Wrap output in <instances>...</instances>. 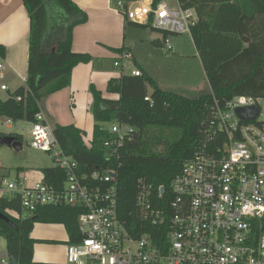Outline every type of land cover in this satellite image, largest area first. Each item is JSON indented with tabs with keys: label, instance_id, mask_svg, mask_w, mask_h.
<instances>
[{
	"label": "trees",
	"instance_id": "trees-1",
	"mask_svg": "<svg viewBox=\"0 0 264 264\" xmlns=\"http://www.w3.org/2000/svg\"><path fill=\"white\" fill-rule=\"evenodd\" d=\"M22 1L29 19L26 84L5 100L0 99V119L32 123L41 111L40 102L69 87L73 69L91 60L87 54L72 51L73 30L85 24L88 18L71 0ZM161 1L152 0V5ZM176 2L182 9H191L196 14L191 39L195 50L201 54L210 93L188 98L161 90L147 75H121L109 80L106 86V93L116 96V100H105L100 92L90 89L89 111L94 127L89 144L83 140L84 132L72 125L53 127L61 148L82 171L115 169L118 214L125 226L135 233L142 232V223L135 215L140 186L151 189L153 206L168 208L170 184L181 163L198 148L200 130L216 124L215 104L224 108L237 98L264 99V0ZM163 34L164 41L170 34ZM50 37L55 41L54 49H44ZM205 37L212 44L210 51L208 46H203ZM163 41L153 43L161 47ZM0 55H5L2 47ZM147 85L152 88L150 94ZM113 123L126 124L132 129L116 153L103 145L113 140L107 130ZM15 137L21 141V137ZM208 144L212 146L213 141ZM40 172L43 181L54 187L65 178L54 166ZM160 188L164 189L162 198L158 193ZM80 213L79 207L63 205L43 206L26 214L18 198L1 197L0 215L8 221L0 220V236L5 238L8 254L17 259V264H50L34 261V245L39 242L30 238L33 226L37 223L62 225L68 241L77 242L76 221ZM146 231L154 234L156 240L155 234H166L167 225Z\"/></svg>",
	"mask_w": 264,
	"mask_h": 264
},
{
	"label": "built area",
	"instance_id": "built-area-1",
	"mask_svg": "<svg viewBox=\"0 0 264 264\" xmlns=\"http://www.w3.org/2000/svg\"><path fill=\"white\" fill-rule=\"evenodd\" d=\"M131 1H116L115 12L127 21L191 38L193 10L163 2L131 9ZM163 45L173 50L167 38ZM4 70L0 57V82ZM0 91L7 92V86L0 83ZM257 101L242 97L224 108L215 104L216 124L200 130L198 148L181 163L170 184L167 209L153 206L151 189L140 186L135 201L140 233L119 217L115 169L82 171L61 148L42 110L30 123L29 147L48 153L65 178L58 187L46 184L42 175L31 186L25 185L26 178H0V198H18L26 214L43 206L82 209L76 221L79 240L68 243L65 264H264V122L257 120ZM249 107L258 109L256 119L241 121L235 110ZM107 130L113 140L103 145L113 153L132 131L118 123ZM164 225L166 234H155L156 240L146 231ZM0 264H12L6 246L0 248Z\"/></svg>",
	"mask_w": 264,
	"mask_h": 264
},
{
	"label": "crops",
	"instance_id": "crops-1",
	"mask_svg": "<svg viewBox=\"0 0 264 264\" xmlns=\"http://www.w3.org/2000/svg\"><path fill=\"white\" fill-rule=\"evenodd\" d=\"M71 1L84 11L88 18L85 24L77 26L73 30L72 51L77 54H87L91 57V60L86 63H80L73 69L69 87L50 95L51 97H47L45 113H43L47 116L48 121L54 118L55 124L51 125L49 123L52 127L72 125L83 131L84 137L89 135L87 137L89 142L94 127V121L89 111L92 103L90 89L92 88L100 92L105 100L117 99L116 96L106 93V86L109 80L117 79L121 76L113 71L116 69L114 64L118 62L117 60L121 59L123 61L124 55L128 57L131 51L129 47L133 44V39L129 40L126 37V32L129 34L133 31V28L130 27L147 28V26L127 21L124 17L119 18L120 14L116 13L115 9L112 8V4L114 3L115 5L118 0ZM132 4H136V7H138L139 5L152 4V0H132L129 6ZM112 21L116 22L115 27L118 32L116 35L121 31L123 37L118 40L109 41L107 31L110 29ZM131 34L133 36V33ZM147 38H149V35H147ZM156 40L161 41L159 38H156L151 42L153 43ZM54 44L55 41L50 37V40L45 42L44 49H54ZM28 45L29 19L23 7V1L0 0V47L5 52L4 57L0 55L5 66L3 73L4 80L0 83L6 85L8 88L7 92L0 91L5 95L4 99L0 97L1 100H5L9 97V94L20 87H24L26 84ZM116 50L121 51L117 53ZM135 70H139L143 74L141 68ZM133 71H131V75ZM208 88L209 92L204 94L210 93L209 85ZM150 93L148 92V94ZM69 97L74 103V110H77L74 115L75 117L73 116L70 120H64L60 112L63 109V102H66ZM11 214H13L12 216L15 215L14 213ZM35 225L33 226L30 238L38 241L40 237L37 233L41 229L38 228L36 231ZM37 245H34V253ZM33 258L35 262H38L34 256Z\"/></svg>",
	"mask_w": 264,
	"mask_h": 264
},
{
	"label": "rangeland",
	"instance_id": "rangeland-1",
	"mask_svg": "<svg viewBox=\"0 0 264 264\" xmlns=\"http://www.w3.org/2000/svg\"><path fill=\"white\" fill-rule=\"evenodd\" d=\"M161 2L173 9L177 8L176 0H162ZM135 7L136 4L130 6L131 9ZM112 8L115 9L114 3ZM122 17L120 15L119 18ZM115 24L116 22L112 21L110 29L107 31L109 41L123 37L121 31L116 35L118 32ZM130 28H133L131 32L133 36L131 33L126 32V37L129 40L133 39V44L129 47L131 51L128 57L122 58L123 61L121 59L117 60L119 67L113 70L116 74L131 75L132 70L141 68L142 73L150 77L162 90L183 94L188 98H196L209 92L207 80L200 66L202 62L201 54L195 50L193 40L190 37L167 35V39L173 47V50L169 52L164 45L158 47L151 42L156 38L163 41L164 34L162 32L150 27ZM147 35H149V38H147ZM202 43L203 46H208V51L211 50L212 44L206 37L202 39ZM147 91H152L149 85H147ZM0 97L4 99L5 95L0 92ZM47 97L44 99L45 103L48 100ZM73 104L70 97L66 102H63V109L60 114L64 120H70L75 115L77 109L74 110ZM257 104L260 109L257 120L258 122H264V99H259ZM44 116L48 123L55 124L54 118L48 121L47 116ZM30 127L31 124L25 121L12 122L3 118L0 119V137L19 136L21 137L20 143L22 146L20 150L16 151L12 147L0 145V178L6 181H14L17 177L26 178L25 185L31 186L39 181L41 169L53 166L48 153L29 147L31 141ZM88 136L84 137L85 144H89ZM38 228L41 230H38L37 233L40 238H38L39 243H37L34 253L36 261L39 263L65 264V252L69 242L64 228L57 224L37 223L35 225L36 231ZM5 246L6 240L0 236V248Z\"/></svg>",
	"mask_w": 264,
	"mask_h": 264
},
{
	"label": "water",
	"instance_id": "water-1",
	"mask_svg": "<svg viewBox=\"0 0 264 264\" xmlns=\"http://www.w3.org/2000/svg\"><path fill=\"white\" fill-rule=\"evenodd\" d=\"M40 108L45 113V101L42 100L40 102ZM236 116L245 122L254 121L258 115V109L256 107L249 108H238L235 110ZM0 145L3 147H12L16 151L21 149V143L15 136H1L0 137ZM164 189L160 188V196H163ZM0 220L8 221V219L4 215H0ZM12 264H17V259L15 257H11Z\"/></svg>",
	"mask_w": 264,
	"mask_h": 264
}]
</instances>
